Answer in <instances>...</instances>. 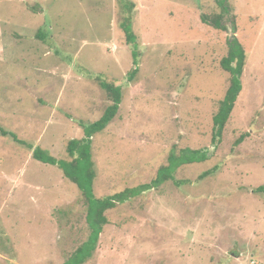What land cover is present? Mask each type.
Returning a JSON list of instances; mask_svg holds the SVG:
<instances>
[{
  "label": "rangeland",
  "instance_id": "rangeland-1",
  "mask_svg": "<svg viewBox=\"0 0 264 264\" xmlns=\"http://www.w3.org/2000/svg\"><path fill=\"white\" fill-rule=\"evenodd\" d=\"M130 2L132 81L120 0H0V125L69 159L68 140L84 135L78 121L97 120L110 104L96 76L119 85L118 113L92 140L96 196L149 182L172 148L212 155L177 168L175 179L189 183L169 180L105 211L84 264H264V193L252 191L264 185V0ZM202 14H222L226 29ZM231 33L246 54L242 90L215 149ZM85 215L60 168L0 135V264H62L87 237Z\"/></svg>",
  "mask_w": 264,
  "mask_h": 264
},
{
  "label": "trees",
  "instance_id": "trees-1",
  "mask_svg": "<svg viewBox=\"0 0 264 264\" xmlns=\"http://www.w3.org/2000/svg\"><path fill=\"white\" fill-rule=\"evenodd\" d=\"M218 4L224 6L225 0H216ZM120 21L119 25L124 32L127 44L131 45V54L133 66L128 71V80L135 79L139 68V53L137 36L132 27L133 15L131 10L133 4L130 0H120ZM133 11V10H132ZM222 14L207 15L202 14L201 20L208 25L218 29H226L222 24ZM235 28H233V33ZM228 51L220 60V66L224 71L230 74V83L223 98L218 103V108L212 117V145L216 149L222 140L225 125L234 108L239 93L242 90V72L245 65L246 54L243 45L234 34L228 35ZM100 87L106 92L110 104L104 109L102 115L95 121L84 123L79 120V125L83 128L84 135L80 138H71L66 144V153L69 159H58L48 150L40 146H34L31 142L22 139L11 130L0 125V135L9 136L14 143L27 147L32 151V157L43 163L55 165L63 171V174L70 181L75 183L80 190L86 203L85 220L88 226L86 239L81 242L62 264H84L92 258L100 238V234L108 218L105 211L127 202L148 190L159 188L164 182L171 180L175 185L189 183L190 180L175 179L174 173L180 166L195 162H203L212 155L211 150L207 148L192 149L189 147L176 149L172 148L167 163L161 165L154 178L149 182L140 183L133 187H127L119 192L106 196H96L93 190V183L96 177L95 163L92 156L93 136L103 131L107 125L115 118L123 99V90L119 85H115L103 79L100 75L96 76ZM246 134H241L235 141L234 146L240 144ZM218 166L215 165L203 171L197 179H202L212 173H215ZM254 193H264V185L253 188Z\"/></svg>",
  "mask_w": 264,
  "mask_h": 264
},
{
  "label": "built area",
  "instance_id": "built-area-1",
  "mask_svg": "<svg viewBox=\"0 0 264 264\" xmlns=\"http://www.w3.org/2000/svg\"><path fill=\"white\" fill-rule=\"evenodd\" d=\"M251 264H256V262L255 261H252Z\"/></svg>",
  "mask_w": 264,
  "mask_h": 264
}]
</instances>
